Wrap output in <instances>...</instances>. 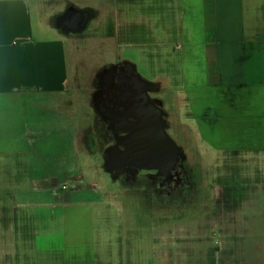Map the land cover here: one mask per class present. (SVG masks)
<instances>
[{
	"label": "crops",
	"instance_id": "0c3cea01",
	"mask_svg": "<svg viewBox=\"0 0 264 264\" xmlns=\"http://www.w3.org/2000/svg\"><path fill=\"white\" fill-rule=\"evenodd\" d=\"M69 10L74 19L82 15L90 19L78 30L54 23L56 16ZM220 33L224 40L239 38L249 53L264 50V0H0V105L6 109L0 115V150L4 151L0 156L7 153L10 158L6 162H39V133L56 134L58 127H68L74 120V103L67 88L72 80L65 68L50 80H55L52 86L57 89H49L54 94L45 99L54 112L39 117V88L43 87L39 55L67 58L73 70L79 54L95 42H106L110 35L121 51L137 50L142 63L155 71H169L161 77L172 87L223 89V84H215L208 74L204 78L195 75L203 63L219 64V55L224 53L221 43L214 45V50L207 47L220 38ZM168 74L179 82L171 84ZM44 127L55 130L49 132ZM75 151L74 147L71 162H76ZM32 183L37 184L33 189L8 187L0 191V230L8 227V214L18 206L26 207L28 195L39 196V175ZM118 230L116 256L121 258L117 259L120 264H143L144 260L147 264H169L177 252L180 264H197L196 257L201 264L198 254L205 257V263L221 250L233 254L234 262L243 263L246 260L239 246L248 245L245 236L253 231L251 224L239 233L234 230V235L225 227L209 233L206 226L193 225L187 226L178 239L145 244L126 236V229L118 226Z\"/></svg>",
	"mask_w": 264,
	"mask_h": 264
},
{
	"label": "rangeland",
	"instance_id": "374dc122",
	"mask_svg": "<svg viewBox=\"0 0 264 264\" xmlns=\"http://www.w3.org/2000/svg\"><path fill=\"white\" fill-rule=\"evenodd\" d=\"M108 32H112L110 24ZM221 33L220 38L207 47L214 50V45L221 43L220 50L224 53L219 55V64L203 63L195 75L204 78L208 74L215 84H223V89L173 85L181 101V118L193 127L201 146L209 151L237 145L264 161V50L249 53L243 49L239 38L224 40ZM105 40L116 45L110 35ZM121 53L139 62L140 71L148 77L169 73L155 71L154 67L142 63L137 50ZM82 55L79 54L76 62ZM63 68L66 75L71 76L68 97L73 99L75 108L69 128L63 124L56 134L39 133V162H6L10 156L7 153L0 156V191L8 187L33 189L37 184H31L32 179L39 175V196L28 195L26 207L18 206L8 214L10 223L0 230V264H120L117 259L121 258L116 256L120 222L116 203L104 196L107 189L103 182L90 172L79 170L80 163L86 162L85 157L76 150V162L70 161L72 150L76 148L75 135L81 128L84 104L81 75L74 68L71 70L67 58L58 60L52 54L39 55V80L43 85L39 88V117L54 112L52 104L45 99L54 94L49 89H57L52 86L55 80H50ZM220 69L224 70L218 71ZM168 75L171 84L179 82L173 74ZM5 111L1 104L0 115ZM44 128L49 132L55 130ZM56 158L61 160L55 161ZM18 201H22L21 195ZM251 223L253 231L245 236L248 245L239 246L245 262H234L233 254H224L221 250L206 258L208 263H205L264 264V208L252 216ZM143 251L145 255L148 252L146 248ZM198 255L201 264H205L202 262L205 257ZM179 258L178 252L174 253L173 262L169 264H180ZM196 260L199 264V257ZM143 264H147L146 260Z\"/></svg>",
	"mask_w": 264,
	"mask_h": 264
},
{
	"label": "flooded vegetation",
	"instance_id": "af4514ba",
	"mask_svg": "<svg viewBox=\"0 0 264 264\" xmlns=\"http://www.w3.org/2000/svg\"><path fill=\"white\" fill-rule=\"evenodd\" d=\"M54 23L78 30L82 16L74 19L69 10ZM130 60L116 45L99 41L75 66L84 104L80 127L90 129L86 148L76 146L86 159L78 167L105 184L103 194L120 214L118 226L126 236L154 244L178 239L187 226H206L209 233L225 227L234 235L252 225V216L264 208L263 159L237 145L216 152L201 146L193 127L181 118L174 88L164 77L143 74L137 63L146 78L166 81L162 88L141 86ZM156 114L160 133L154 135L151 117ZM129 133L142 135L137 142L152 145L154 152L131 162H110L124 149Z\"/></svg>",
	"mask_w": 264,
	"mask_h": 264
},
{
	"label": "water",
	"instance_id": "95a60500",
	"mask_svg": "<svg viewBox=\"0 0 264 264\" xmlns=\"http://www.w3.org/2000/svg\"><path fill=\"white\" fill-rule=\"evenodd\" d=\"M77 19V17H76ZM90 16L88 15H82V26H85L87 24V22L89 21ZM135 64V68L137 71V63L133 60H130ZM138 72V71H137ZM139 73V72H138ZM139 78L141 80L140 85L141 86H145L148 84H155L160 86L161 88L166 85V81L164 79H148L146 78L144 75H142L141 73H139ZM160 91V89L155 90V93H158ZM173 119H176V115L173 114ZM154 121V125L152 127L153 130H155L154 135H157L158 133H160L159 131V127H160V118L158 117V115L156 114L154 117H151ZM176 121V120H175ZM90 129L89 127H83L80 128L77 132H76V146L77 149L82 151L86 148V144L88 141V138L90 136ZM161 133H163V130L161 131ZM128 141L124 143V149L122 151H120V153L116 154L114 153L113 156L110 159V162H118L119 160L121 161H128L131 162L133 160H138V159H144L147 158L149 156L150 153L154 152V147L152 145L148 146V145H143L142 143H138L137 142V137H142V135L138 136L135 135L133 133H129L127 136Z\"/></svg>",
	"mask_w": 264,
	"mask_h": 264
},
{
	"label": "built area",
	"instance_id": "2783aa9c",
	"mask_svg": "<svg viewBox=\"0 0 264 264\" xmlns=\"http://www.w3.org/2000/svg\"><path fill=\"white\" fill-rule=\"evenodd\" d=\"M67 186H68L67 184H66V185H64V188H67Z\"/></svg>",
	"mask_w": 264,
	"mask_h": 264
}]
</instances>
